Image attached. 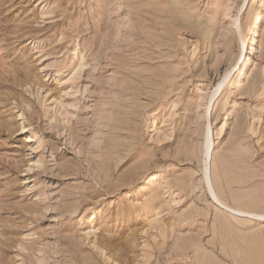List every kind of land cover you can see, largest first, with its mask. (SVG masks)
<instances>
[{
  "label": "rangeland",
  "instance_id": "obj_1",
  "mask_svg": "<svg viewBox=\"0 0 264 264\" xmlns=\"http://www.w3.org/2000/svg\"><path fill=\"white\" fill-rule=\"evenodd\" d=\"M262 215L264 0H0V264H264Z\"/></svg>",
  "mask_w": 264,
  "mask_h": 264
},
{
  "label": "bare ground",
  "instance_id": "obj_2",
  "mask_svg": "<svg viewBox=\"0 0 264 264\" xmlns=\"http://www.w3.org/2000/svg\"><path fill=\"white\" fill-rule=\"evenodd\" d=\"M257 33H258V28L254 31V33H253V43H255V44H257L258 43V35H257ZM246 60H249V59H246ZM245 69H247V67L245 68ZM242 78H243V76H242ZM245 79H246V77H245ZM258 82L255 80V82L254 83H252V84H254L253 86H256V84H257ZM252 86V87H253ZM256 88V87H255ZM176 104V103H175ZM215 197L220 201V199H219V197L217 196V195H215ZM220 202H222V201H220ZM223 203V202H222ZM228 208H229V211H232V212H234V211H236V212H238V213H240V214H246L247 213V211H245V210H242V209H236V208H234V207H232V206H230V205H228V204H225ZM248 214H249V212H248ZM247 214V215H248ZM251 214V213H250ZM253 215H255V213H253ZM256 215H258V214H256ZM259 216H261V215H259ZM262 216H264V215H262Z\"/></svg>",
  "mask_w": 264,
  "mask_h": 264
}]
</instances>
